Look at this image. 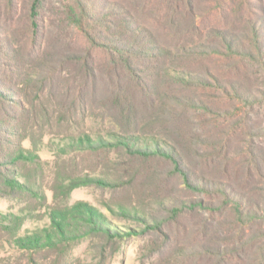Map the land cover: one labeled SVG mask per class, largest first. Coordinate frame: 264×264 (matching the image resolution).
Here are the masks:
<instances>
[{
    "label": "rangeland",
    "instance_id": "rangeland-1",
    "mask_svg": "<svg viewBox=\"0 0 264 264\" xmlns=\"http://www.w3.org/2000/svg\"><path fill=\"white\" fill-rule=\"evenodd\" d=\"M31 1L0 0V28L10 33L15 46H19L20 29L26 23ZM59 2L70 6L72 0H42V15L40 11L38 18L45 23L53 20V6ZM93 2L98 7L112 2L116 12L123 13L124 7L131 13L107 16V24L113 25L116 32L122 29L119 26L123 17L132 16L137 25L146 27L142 32L154 35L155 47L171 49L172 53L162 56L160 50L151 56L144 51L138 58V74L145 75V70L156 63L172 67L174 73L179 70L198 74L204 70L207 80L194 82L199 87L190 94L202 101H214L213 113L178 110L179 116L163 113L150 118L141 113L137 126L155 141H169L177 147L191 166V173L209 185L211 194L189 188L184 175L160 156L134 157L123 149L93 154L74 148L58 150L59 146L52 152L44 149L39 152V165L27 162L19 166L24 175L20 179L26 188H0V264H217L219 258H229L224 253L236 243L229 204L223 197L219 200L211 195L220 186L226 190L235 186L239 192H249L261 184L259 172L249 171L245 165L248 159L254 164L264 159V65L250 63L241 53L235 54V60H225L237 64L232 74L239 76L232 79L234 85L226 92L224 85L212 76L223 77L227 71L215 66L222 57L214 54V48H208L209 32L214 22L220 21L227 28H236L241 36L249 35L243 28L245 18L264 22V2L195 0L194 17L189 14L191 5L176 0ZM244 6L250 10L243 12ZM195 19L201 30L195 28ZM196 46H202L204 52L211 50L215 63L201 52L194 55ZM1 48L0 42V87H6L1 81L6 69L5 50ZM100 58L103 59L102 54ZM202 84L208 90L201 88ZM242 89L250 92L244 94L240 92ZM25 145L31 147L30 141ZM201 146L207 147L206 156L214 158L206 161L199 152ZM125 166L128 169H123ZM86 174L109 177L112 183L70 188L74 184L72 179ZM201 200L205 207L195 205ZM176 205L179 210L173 209ZM88 209L95 217H105L117 233L99 231L76 236L68 229L71 219L83 211L88 213ZM60 223L66 235L58 231ZM247 227L257 247L249 245L248 258L253 252L254 256H262L264 223L258 221ZM46 235L51 238L48 243L32 242ZM216 246L221 248L218 250ZM216 251L221 254L216 255ZM239 261L232 264H246Z\"/></svg>",
    "mask_w": 264,
    "mask_h": 264
},
{
    "label": "trees",
    "instance_id": "trees-1",
    "mask_svg": "<svg viewBox=\"0 0 264 264\" xmlns=\"http://www.w3.org/2000/svg\"><path fill=\"white\" fill-rule=\"evenodd\" d=\"M41 1L32 0L27 9L26 23L20 29L19 46L13 44L9 32L0 28L1 50H5L3 65L6 67L5 77L1 80L6 87H0V188H26L20 179L24 175L19 166L27 162L39 165L40 151L47 149L52 152L56 150L55 146H59L58 150L74 148L85 154L123 149L134 157L160 156L184 175L189 188L210 193L209 185L191 173V166L177 147L169 141H160L164 142L162 144L155 141L137 126L141 113H145L146 118L159 117L163 113L179 116L178 110L213 113L214 101H202L190 94L199 87L194 82L207 80L204 70L198 74L179 70L174 73L172 67L156 63L142 76L137 73V65L144 51L148 56L156 50H160V56L172 51L164 46L155 47L154 35L150 31V35L142 32L146 27L137 25L132 16L123 17V26L118 25L122 28L118 32L113 25L107 24L108 15L119 17L120 13H130L124 7L122 13L116 12L112 2L101 7L96 6L93 0H72L70 6L59 2L53 6L55 18L45 23L38 18ZM176 1L191 5L189 14L194 17L195 0ZM251 1L247 0L246 4ZM219 7L223 9V6ZM248 10L244 6L243 12ZM219 22L215 21L209 32L211 44L208 48H214V54L222 57L217 59L219 62L216 64L219 65L215 66L223 67L227 73L223 77L212 76L224 85L222 87L227 92L234 85L232 79L239 76L232 74L237 64L225 60H235V54L241 53L248 57L250 63L261 62L264 65V22L245 18L243 28L249 32L245 37L236 28H227ZM194 25L201 30L196 19ZM199 52L213 61L211 50L204 52L202 46H196L194 55ZM200 86L206 90L209 88L203 84ZM233 89L238 91L236 87ZM240 92L247 94L250 91L242 89ZM27 140L31 147L25 145ZM199 152L206 161L214 158L206 156V146H201ZM255 164L248 159L245 166L249 171L259 172L261 184L249 192H239L235 186L229 190L220 186L211 195L219 200L223 197V201L229 204L231 230L235 233L233 242H236H230L233 247L224 253L230 257L219 258L217 264H232L239 260L246 264H264V247L261 248L262 256H254L253 252L248 258L249 245L257 247L256 239L249 234L247 226H254L258 221L264 223V159L256 160ZM126 168L128 166L123 167ZM11 174L15 176L11 177ZM72 182L71 189L81 184L110 186L112 183L109 177L89 174L74 178ZM195 205L205 207L202 200ZM174 208L179 210L180 207L176 205ZM80 214L71 219V227H68L76 236L99 231L117 233L105 217H95L89 209L88 213L83 211ZM57 228L60 234L66 235L61 223ZM49 240L50 236L46 235L32 239V242L48 243ZM215 248L219 250L221 247ZM215 254L221 253L216 251Z\"/></svg>",
    "mask_w": 264,
    "mask_h": 264
}]
</instances>
